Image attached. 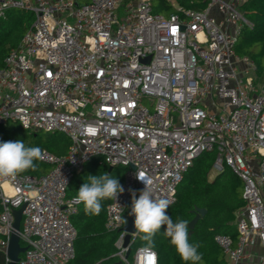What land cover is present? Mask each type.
I'll list each match as a JSON object with an SVG mask.
<instances>
[{"label": "built area", "instance_id": "obj_1", "mask_svg": "<svg viewBox=\"0 0 264 264\" xmlns=\"http://www.w3.org/2000/svg\"><path fill=\"white\" fill-rule=\"evenodd\" d=\"M163 1L175 10L157 12L155 0H0V18L11 8L35 15L0 68V124L71 139L65 154L43 150L51 166L44 175L0 180L7 263L14 210L23 205L20 239L28 248L19 263L75 259L72 217L80 203L67 189L93 158L126 167L105 223L120 231L145 187L137 171L172 205L196 157L215 150L214 173L231 167L245 200L236 211L238 236L217 233L215 241L225 264H264V74L236 50L243 26L252 25L245 0H204L201 9ZM125 233L116 241L123 264H158L155 249L140 252L147 246L126 257Z\"/></svg>", "mask_w": 264, "mask_h": 264}, {"label": "trees", "instance_id": "obj_2", "mask_svg": "<svg viewBox=\"0 0 264 264\" xmlns=\"http://www.w3.org/2000/svg\"><path fill=\"white\" fill-rule=\"evenodd\" d=\"M88 0H76L83 4ZM180 4L192 8H204V0H177ZM155 11L170 14L173 6L163 0H155ZM246 17L252 25H244L239 36L236 50L239 54L248 55L260 74H264V0H245L242 5ZM35 15L32 11L22 8H11L4 18H0V68L12 48H17L22 38L32 26ZM22 140L27 147H39L42 150L62 155L67 152L70 137L63 131H33L22 127L19 123L0 124V142ZM217 153L215 150L204 151L196 157L178 186L177 200L166 209V214L173 222L188 221L189 242L199 244L198 251L202 254L199 264H225V255L221 246L215 241L217 233L238 236L235 225L236 211L245 204L243 197L244 183L232 170L225 166L224 170L211 178ZM35 170L29 169L22 173L42 176L51 166L42 160L34 161ZM126 167L110 165L102 158L95 157L85 164L71 180L68 197H76L81 185L87 182L90 175L98 176L107 173L117 178L122 185ZM112 199L102 201V211L98 216L85 215L82 203L72 217L77 227L75 241L76 257L69 264H117L120 260L116 241L119 231L108 230L105 223L107 205ZM206 208V213L190 229L189 223L196 215V208ZM2 206L0 205V212ZM165 226L154 237L153 249L158 254V264H186L171 245L170 238L164 235ZM142 235V234H140ZM140 235L132 243L130 258L139 246H147ZM0 264H7L6 254L0 249ZM20 264V263H18ZM191 264V262H188Z\"/></svg>", "mask_w": 264, "mask_h": 264}, {"label": "clouds", "instance_id": "obj_3", "mask_svg": "<svg viewBox=\"0 0 264 264\" xmlns=\"http://www.w3.org/2000/svg\"><path fill=\"white\" fill-rule=\"evenodd\" d=\"M43 150L39 147H27L22 140L0 142V180L14 181L15 177L26 170H35L34 161L43 160ZM136 178L145 187L141 190L139 198L133 195L132 214L135 216L134 226L140 238L146 242L147 247L141 248L146 253L154 246V237L166 225L164 235L170 238L180 258L188 264H199L202 254L198 251L199 244L189 242L188 221L173 222L166 214L170 201L155 195L153 178L144 171H137ZM124 191L117 178L104 173L98 176L90 175L87 182L79 188L76 203H82L85 215L98 216L102 211V201L115 199ZM125 221V220H124ZM126 222V221H125Z\"/></svg>", "mask_w": 264, "mask_h": 264}, {"label": "water", "instance_id": "obj_4", "mask_svg": "<svg viewBox=\"0 0 264 264\" xmlns=\"http://www.w3.org/2000/svg\"><path fill=\"white\" fill-rule=\"evenodd\" d=\"M78 4V3H77ZM132 167H135L134 164H131ZM113 166H110V169ZM24 205L18 209L14 210V231L11 234V237L9 239V244L7 247V255L9 257V261L7 264H18L21 260V255L23 252L26 251L28 248L27 245H22L21 239H20V230H21V222L23 217V209ZM196 215L195 217L190 221L189 227L192 231V229L195 227V224L197 221L206 213V208L197 207L196 208ZM126 223L125 225L120 229L119 232L125 231L124 236V246L128 247L126 257H128L132 251V240L134 239L133 234H136L134 221L135 216L132 214V205L129 208L128 213L126 214ZM117 264H123L122 260H119Z\"/></svg>", "mask_w": 264, "mask_h": 264}, {"label": "rangeland", "instance_id": "obj_5", "mask_svg": "<svg viewBox=\"0 0 264 264\" xmlns=\"http://www.w3.org/2000/svg\"><path fill=\"white\" fill-rule=\"evenodd\" d=\"M44 133H46V134H47L48 132H44ZM211 176H212L211 178H213V176H215V173H214V171H212V174H211Z\"/></svg>", "mask_w": 264, "mask_h": 264}, {"label": "crops", "instance_id": "obj_6", "mask_svg": "<svg viewBox=\"0 0 264 264\" xmlns=\"http://www.w3.org/2000/svg\"><path fill=\"white\" fill-rule=\"evenodd\" d=\"M97 264H100V263H97Z\"/></svg>", "mask_w": 264, "mask_h": 264}]
</instances>
